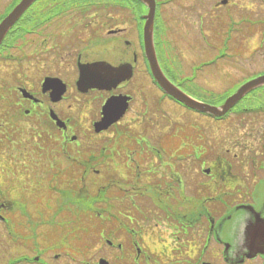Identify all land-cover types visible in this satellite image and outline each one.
<instances>
[{
    "label": "flooded vegetation",
    "instance_id": "af4514ba",
    "mask_svg": "<svg viewBox=\"0 0 264 264\" xmlns=\"http://www.w3.org/2000/svg\"><path fill=\"white\" fill-rule=\"evenodd\" d=\"M20 2L0 0V24ZM151 13L159 63L192 96L225 98L264 74L262 63L237 59L249 49L243 36L264 29V0L35 1L0 33L3 264H264V86L212 118L240 122L225 129L223 153L212 145L207 157L200 124L191 135L169 124L170 107L187 108L152 74ZM171 29H197L217 50L186 73L174 40L187 35ZM203 29H215V42ZM217 29H225L220 42ZM225 62L240 76L222 93L196 83ZM81 77L107 84L80 88ZM110 101V112L123 114L99 129ZM161 127L165 135L152 137ZM91 238L102 242L92 260Z\"/></svg>",
    "mask_w": 264,
    "mask_h": 264
},
{
    "label": "rangeland",
    "instance_id": "374dc122",
    "mask_svg": "<svg viewBox=\"0 0 264 264\" xmlns=\"http://www.w3.org/2000/svg\"><path fill=\"white\" fill-rule=\"evenodd\" d=\"M175 31L176 34L179 35L180 33H185L187 36L185 37L186 40H183L181 42L176 39V36H171V38L176 39L174 42L176 43L175 52L180 58V61L184 65V69L186 70V73H189V71L192 69V66H195L197 64H200L204 62L205 60L212 57V55L216 52L217 49H209L208 46H206L202 39L199 37L197 29H171ZM185 30V31H184ZM196 30V31H195ZM215 29H203V32H205L207 37V42L213 41L215 42V36L216 34L213 32ZM264 29H258V30H250V32L247 34V36L244 37V41L249 43V49L245 50L244 53L237 59L240 60V62L250 63L253 65L252 67H258L259 63H262L264 65V32H262ZM219 33V42L221 41L222 37H220L221 33L225 31V29H217ZM238 39L235 42H237ZM260 42L262 43L261 47L259 48ZM243 47H247L246 45ZM254 50V51H253ZM233 52H235L233 50ZM229 61V60H227ZM253 63V64H252ZM234 69V66L231 65L230 62H225L223 64H220L217 68H211L208 70H202L199 74L198 81L196 82L199 86L206 89H212L217 93H222L224 90H226L230 85H232L237 78L239 79V76H232L231 72ZM258 70V69H257ZM256 70V71H257ZM13 98V97H12ZM206 101L209 102H216L218 103L221 99V97L215 96V97H204ZM2 103V102H1ZM2 105H6V103H2ZM169 113L171 114L170 119H168L169 124H172L173 122L182 123L186 127V134L191 135L195 132V130L189 129L192 127V123L200 124V132L202 133L201 138L205 139L202 140L203 144L202 147H207L206 156L208 157V154L210 155L209 149L212 148V145L217 146L216 153L222 154L225 147H227L226 142L223 139V133L226 128L232 127L234 130L238 129V123L240 122L238 119L234 121L233 124H230L228 120L221 121V122H215L213 119L209 116L194 112L192 110H176L173 107L169 108ZM234 120V119H233ZM229 123V124H228ZM150 133L152 137L158 135H165L164 128H152L150 129ZM173 131V130H170ZM241 133V131H239ZM241 135V134H240ZM239 137V136H238ZM218 139V140H215ZM206 146V147H205ZM210 147V148H209ZM208 159V158H207ZM210 159V158H209ZM210 161V160H209ZM194 167L191 170V173H194V171L198 167L197 165L193 164ZM186 172H188L187 167H185ZM88 184L91 185V187H96L98 185V179L90 178L88 180ZM203 198L205 195H202ZM44 203H50L49 201H44ZM210 203H207V206H209ZM44 207V206H42ZM32 208H35V205H32ZM91 222V221H90ZM89 222V223H90ZM88 223V224H89ZM40 234H41V243L43 246L47 247L48 243L46 239H43L47 233L50 232L49 228L46 225H42L40 228ZM99 228L94 229L90 231L89 236L92 237L98 236ZM57 235H59V231L57 232ZM94 237V238H96ZM87 238V237H85ZM2 236H0V264H3V246L5 244L2 243ZM92 241V245H90L87 249L89 250L88 257L85 259L92 260L95 258V252L98 249H101L102 242L99 238L93 240L92 238L89 239ZM74 246H78V242H72ZM8 249L11 251V253H21L20 250L17 247L9 246ZM17 251V252H16ZM53 253H50L52 255ZM49 257H46L45 259L49 260ZM97 259V257H96ZM54 264H67V259L62 258L58 261H53Z\"/></svg>",
    "mask_w": 264,
    "mask_h": 264
},
{
    "label": "water",
    "instance_id": "95a60500",
    "mask_svg": "<svg viewBox=\"0 0 264 264\" xmlns=\"http://www.w3.org/2000/svg\"><path fill=\"white\" fill-rule=\"evenodd\" d=\"M35 0H22V2L12 11V13L1 23L0 25V33L4 29H8L10 25L13 23L17 17L22 14ZM153 24H154V13L147 16V22L144 29L145 35V49L148 56V59L151 64L152 72L156 78V80L160 83V85L164 88L166 92L173 95L175 98L183 102L185 105L205 112L211 115L222 116L225 115L241 98H243L248 92L253 89H256L262 85H264V75L258 76L245 84H243L234 94L229 96L224 103L221 105H212L205 102H200L188 94L183 92L177 86H175L172 82H170L165 74L163 73L155 51L154 41H153ZM92 66H89L87 70V75L89 76L92 72ZM103 81H95V80H87L83 77L80 79L79 86H103ZM124 109V108H123ZM122 112H114L109 114V117H113L112 120H117L121 116Z\"/></svg>",
    "mask_w": 264,
    "mask_h": 264
}]
</instances>
